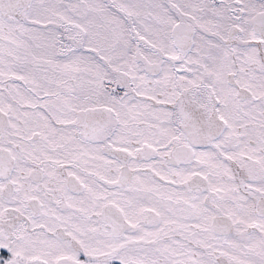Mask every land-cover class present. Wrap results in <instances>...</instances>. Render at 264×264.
Listing matches in <instances>:
<instances>
[{"label": "snow or ice", "instance_id": "1", "mask_svg": "<svg viewBox=\"0 0 264 264\" xmlns=\"http://www.w3.org/2000/svg\"><path fill=\"white\" fill-rule=\"evenodd\" d=\"M0 264H264V0H0Z\"/></svg>", "mask_w": 264, "mask_h": 264}]
</instances>
